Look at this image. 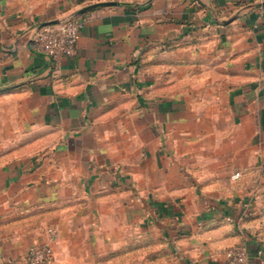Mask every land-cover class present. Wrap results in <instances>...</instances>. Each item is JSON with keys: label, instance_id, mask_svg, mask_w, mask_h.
Returning a JSON list of instances; mask_svg holds the SVG:
<instances>
[{"label": "crops", "instance_id": "0c3cea01", "mask_svg": "<svg viewBox=\"0 0 264 264\" xmlns=\"http://www.w3.org/2000/svg\"><path fill=\"white\" fill-rule=\"evenodd\" d=\"M83 20L72 55L39 24ZM160 238L159 264H264V0H0V264ZM25 260V261H24Z\"/></svg>", "mask_w": 264, "mask_h": 264}, {"label": "built area", "instance_id": "2783aa9c", "mask_svg": "<svg viewBox=\"0 0 264 264\" xmlns=\"http://www.w3.org/2000/svg\"><path fill=\"white\" fill-rule=\"evenodd\" d=\"M83 20L70 17L55 23L39 24L32 34V47L36 52L51 57L72 55L76 51V41ZM45 241L31 244L27 249V264H47L52 258V241L56 238V226L47 227ZM225 264H247L248 246L244 238L229 245L224 250Z\"/></svg>", "mask_w": 264, "mask_h": 264}, {"label": "rangeland", "instance_id": "374dc122", "mask_svg": "<svg viewBox=\"0 0 264 264\" xmlns=\"http://www.w3.org/2000/svg\"><path fill=\"white\" fill-rule=\"evenodd\" d=\"M47 227L45 228L46 236ZM46 236L42 241L46 240ZM55 239H53L52 241V247ZM127 241L128 244L126 248H123L121 250L108 251L105 255L102 254L101 256H96L94 263L92 264H159L162 256L168 257L165 244L161 237L154 238L140 233L138 238L136 240H133L135 243L133 247L130 246L131 240L128 239ZM53 254L54 250L52 251V256ZM51 261L52 258L47 264H50Z\"/></svg>", "mask_w": 264, "mask_h": 264}, {"label": "water", "instance_id": "95a60500", "mask_svg": "<svg viewBox=\"0 0 264 264\" xmlns=\"http://www.w3.org/2000/svg\"><path fill=\"white\" fill-rule=\"evenodd\" d=\"M55 22H58V20H51V21H46V22H43V23H41V24L55 23Z\"/></svg>", "mask_w": 264, "mask_h": 264}]
</instances>
